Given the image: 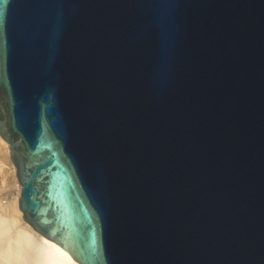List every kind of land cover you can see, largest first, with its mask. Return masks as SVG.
<instances>
[{
	"label": "water",
	"instance_id": "1",
	"mask_svg": "<svg viewBox=\"0 0 264 264\" xmlns=\"http://www.w3.org/2000/svg\"><path fill=\"white\" fill-rule=\"evenodd\" d=\"M0 135L79 264H264V0H0Z\"/></svg>",
	"mask_w": 264,
	"mask_h": 264
},
{
	"label": "bare ground",
	"instance_id": "2",
	"mask_svg": "<svg viewBox=\"0 0 264 264\" xmlns=\"http://www.w3.org/2000/svg\"><path fill=\"white\" fill-rule=\"evenodd\" d=\"M0 146L9 159L7 164L18 186L11 202L3 205L0 200V264H79L67 250L38 233L23 219L18 206L20 184L10 160L9 144L1 135Z\"/></svg>",
	"mask_w": 264,
	"mask_h": 264
},
{
	"label": "rangeland",
	"instance_id": "3",
	"mask_svg": "<svg viewBox=\"0 0 264 264\" xmlns=\"http://www.w3.org/2000/svg\"><path fill=\"white\" fill-rule=\"evenodd\" d=\"M8 157L3 153L2 147L0 146V201L1 204L5 205L13 200L18 186L16 185L12 172L10 171ZM12 174V175H11ZM14 180V182L12 181ZM17 189V190H16ZM9 200V201H8Z\"/></svg>",
	"mask_w": 264,
	"mask_h": 264
}]
</instances>
